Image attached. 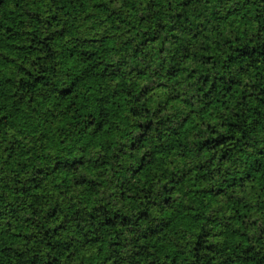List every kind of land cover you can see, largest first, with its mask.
<instances>
[{
    "label": "trees",
    "instance_id": "16d2710c",
    "mask_svg": "<svg viewBox=\"0 0 264 264\" xmlns=\"http://www.w3.org/2000/svg\"><path fill=\"white\" fill-rule=\"evenodd\" d=\"M0 264H264V0H0Z\"/></svg>",
    "mask_w": 264,
    "mask_h": 264
}]
</instances>
